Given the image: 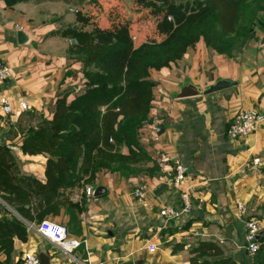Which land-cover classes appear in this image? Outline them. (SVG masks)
<instances>
[{
  "label": "crops",
  "instance_id": "1",
  "mask_svg": "<svg viewBox=\"0 0 264 264\" xmlns=\"http://www.w3.org/2000/svg\"><path fill=\"white\" fill-rule=\"evenodd\" d=\"M12 1L0 0V61L11 68L10 79L0 85V98L6 97L13 109L6 115L0 108V145L16 156L23 173L45 182L49 156L25 154L24 135L16 133L13 125L20 124V119L24 123V115L30 112L40 120H51L58 98H71L84 90L83 64L70 53L69 38L62 34L74 25L72 8L66 9L74 5ZM114 1L121 2L105 0L110 5ZM135 8L141 12L144 7ZM140 14L122 26L130 25L138 36L136 44L154 41L161 19L148 33ZM80 21L76 24L86 30L112 29L95 13ZM263 38L264 32L257 28L255 38L230 56L202 39L181 59L152 71L150 119L139 131L140 145L150 160L133 165L142 173L102 170L90 184L67 191L69 203L46 219L68 229L62 250L43 240L26 222L27 240L14 239L11 264H20L28 249L39 253L43 245L50 264H190L191 249L203 241L217 243L237 264H254V256L246 249L244 220L254 218L264 227ZM218 83L228 87L208 94ZM188 86L186 94L193 89L200 94L178 99ZM22 101L27 102L28 112L21 110ZM249 109L263 118L258 130L230 141L227 130L235 116ZM256 158L259 165H254ZM176 159L187 169L186 188L196 207L180 219L166 221L159 215L162 208L182 207L181 191L170 184ZM140 183L148 187L145 206L133 197ZM237 201L246 205V217L239 216ZM3 214L4 209L0 218ZM151 244L157 246L154 252L148 249ZM5 260L0 254V262Z\"/></svg>",
  "mask_w": 264,
  "mask_h": 264
},
{
  "label": "trees",
  "instance_id": "2",
  "mask_svg": "<svg viewBox=\"0 0 264 264\" xmlns=\"http://www.w3.org/2000/svg\"><path fill=\"white\" fill-rule=\"evenodd\" d=\"M26 1L30 0L12 2ZM46 1L98 4V0ZM135 1L150 9L152 16L162 17L154 41L136 44L130 25L115 30L70 27L62 31L63 36L77 41L70 53L83 64L84 90L71 98H58L52 119L41 120L37 128L25 131L23 120L18 123L21 134L25 133L23 152L49 156L46 181L23 173L16 156L0 145V198L18 214L8 217L4 212L0 218V254L6 256L1 264H11L15 238L27 240L26 222L40 225L56 215L69 203L67 191L90 184L102 170L142 173L133 165L150 160L140 145L139 131L150 119L152 71L181 59L202 39L230 56L255 38L257 28L264 32V0ZM78 16L80 21V11ZM28 114L36 119L33 112ZM259 242L254 264H264V231ZM190 253V264H237L212 241L200 242Z\"/></svg>",
  "mask_w": 264,
  "mask_h": 264
},
{
  "label": "built area",
  "instance_id": "3",
  "mask_svg": "<svg viewBox=\"0 0 264 264\" xmlns=\"http://www.w3.org/2000/svg\"><path fill=\"white\" fill-rule=\"evenodd\" d=\"M169 19L171 20L172 18ZM76 43L77 41L75 39L72 38L69 39V44L74 45ZM10 77H11L10 66L5 62L0 61V85L5 83L8 79H10ZM20 104L22 111L29 110L26 101H22ZM0 108L1 111L6 115H10L13 112L12 105L6 97L0 98ZM262 120H263L262 116L255 109L240 110L227 130L228 139L230 141H234L239 138L246 137L251 133L256 132ZM173 162H174V168L172 169L173 176L170 179V184L174 186L176 189L181 191L182 207L181 209H174L170 207L162 208L159 211V215L162 218H165L166 221L180 219L183 216L191 213L196 207V205L192 201L188 188H186V183L188 178L186 167L184 166V164L180 159L173 160ZM253 162L254 165H259L261 163L259 158L254 159ZM147 191H148L147 185L144 183H140L133 193L134 199L144 204V206L147 204L146 203ZM237 208L240 217L247 216L248 209L244 203L237 201ZM244 221L247 230L246 249L250 255L255 256L261 247L259 238L261 237L264 231V227L258 220L254 218L251 219L245 218ZM31 226L34 227L35 231L43 240L53 245L54 247H57L60 250H62L64 243L68 239V229L65 226H62L58 223H54L49 220H44L40 225L31 224ZM148 249L150 252H154L157 249V246L155 244H151L148 246ZM21 264H41L38 250H34L31 248L24 251L21 259ZM97 264H106V263L100 262Z\"/></svg>",
  "mask_w": 264,
  "mask_h": 264
},
{
  "label": "rangeland",
  "instance_id": "4",
  "mask_svg": "<svg viewBox=\"0 0 264 264\" xmlns=\"http://www.w3.org/2000/svg\"><path fill=\"white\" fill-rule=\"evenodd\" d=\"M99 1L100 2L98 4L91 5L88 8H87V6L85 7V5H83V6H77V5L68 6L66 9L69 10L70 8H72L73 13L69 12V14H71V17H72V15H74L72 19L75 22L73 21L74 22L73 26H69V27L66 26V27H68V28H70V27L84 28L83 26L76 24V21L77 22L79 21V16L77 14L78 11H80V13L82 15L80 20H82L84 18V15L90 16V15H93L95 13L97 19H99L100 22L102 20H106L107 24L112 28L110 30H115L116 28H118L119 25L122 26V24H124L125 22H128L129 20H132L134 17L138 16L139 13H141L140 16L142 15L143 18L147 21V23L146 22L143 23V25L145 26L144 28L148 31V33H150V31H152V29L155 28L156 23H158L160 21V19H162V17H160V18L154 17V16L151 17L150 9L143 8V10H141V12L139 10H137V8H135V7L141 6V5H139L135 0H121V2L114 1L113 4H111V5L108 4L107 2H105V0H99ZM190 2H192V0H190ZM182 3L186 4L188 2L184 1ZM178 5H180V4H178ZM69 19H71V18H69ZM68 28H66V29H68ZM103 28L107 29L106 26H104ZM132 35H133V39L134 38L137 39L138 36L136 34L133 33ZM134 42H135V39H134ZM70 46H72V45L70 44ZM29 116L30 115L28 113L26 115H24V123L25 124L32 121L28 126L24 125V127H26V128H24L25 131L29 127H34V128L39 127L40 122H41L40 117H38L36 114H35L36 119H34V118L31 119ZM13 126H16V128L18 129V130L16 129L15 132L21 134V130H19V128H18V123H16ZM22 135H25V133L24 134L22 133ZM2 209H4V212H6V213L8 212V214H7L8 217H11V215H13L12 211H14V210L10 206L6 205L2 201V199L0 198V210H2ZM0 264H1V262H0Z\"/></svg>",
  "mask_w": 264,
  "mask_h": 264
},
{
  "label": "water",
  "instance_id": "5",
  "mask_svg": "<svg viewBox=\"0 0 264 264\" xmlns=\"http://www.w3.org/2000/svg\"><path fill=\"white\" fill-rule=\"evenodd\" d=\"M262 43H264V38L262 40ZM226 87H228L227 84H225V83H218L216 86H213L211 89H209V91L207 93L210 94V93H213V92H216V91L225 89ZM189 88H191V87L190 86L186 87L182 91V93L178 96L179 97L178 99L188 98V97H191V96L194 97V96H198L200 94V91H195L194 89H193V92L192 93L186 94L184 91L187 90V89H189ZM98 192H99V190H97L96 195H99L100 194ZM39 258H40L41 264H50V262H51V257L48 254V251H47V249H46V247L44 245L41 246V248H40Z\"/></svg>",
  "mask_w": 264,
  "mask_h": 264
}]
</instances>
